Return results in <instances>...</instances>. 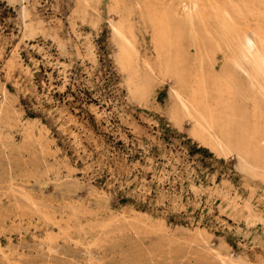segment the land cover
Here are the masks:
<instances>
[{
    "label": "rangeland",
    "instance_id": "1",
    "mask_svg": "<svg viewBox=\"0 0 264 264\" xmlns=\"http://www.w3.org/2000/svg\"><path fill=\"white\" fill-rule=\"evenodd\" d=\"M149 2L0 0V264H264V179L172 118L175 80L129 87L112 21L154 60Z\"/></svg>",
    "mask_w": 264,
    "mask_h": 264
},
{
    "label": "bare ground",
    "instance_id": "2",
    "mask_svg": "<svg viewBox=\"0 0 264 264\" xmlns=\"http://www.w3.org/2000/svg\"><path fill=\"white\" fill-rule=\"evenodd\" d=\"M11 1L21 4L23 19L29 18L26 0ZM156 6L151 0L142 16L153 29L154 60L139 57L132 20L120 16L112 21L119 62L129 75L132 93L146 99L149 78H172V118L189 119L194 137L204 146L220 155L235 154L241 171L264 179V0H226L208 9L199 0H182L176 9ZM218 53L224 58L219 71ZM3 111L0 103V119ZM218 257L220 264H249Z\"/></svg>",
    "mask_w": 264,
    "mask_h": 264
}]
</instances>
